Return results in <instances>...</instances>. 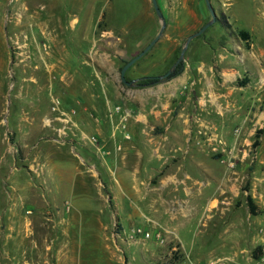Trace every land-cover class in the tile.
I'll return each instance as SVG.
<instances>
[{
  "label": "rangeland",
  "instance_id": "rangeland-1",
  "mask_svg": "<svg viewBox=\"0 0 264 264\" xmlns=\"http://www.w3.org/2000/svg\"><path fill=\"white\" fill-rule=\"evenodd\" d=\"M56 1L57 5L52 7V0H0V203L6 205L8 198L10 204L17 203V182L39 186L38 173L44 166L47 150H51L48 141L68 137L74 116L84 112L79 103L83 99L85 106L96 104L86 113L92 123L91 131L87 130L93 134L92 150L97 153V146L101 145L97 134L102 140L110 137L115 144L113 151L102 153L118 174L112 182L119 216L113 213L107 181L91 176L96 170L95 155L83 154L78 149L85 159L79 158V167L86 175L82 179L86 180L78 179L77 185L86 181L91 191L90 196L81 197L82 202L90 199L110 205L103 218L107 224L106 239H148L147 246L161 257L158 264H219L220 259L227 264H264V132L260 144L253 145L257 129L264 127V0H210L216 21L190 41L182 72L160 79L180 56L189 35L212 19L206 1L198 0L197 28L183 37L172 60L166 61L160 52L170 48L165 43L166 34L179 38L180 31L185 29L173 28V20L163 12L167 22L163 35L126 72L128 79L136 80L131 86L122 82L121 69L151 42L137 45L145 26L133 28V37L109 35L105 30L108 15L121 23L139 15L143 1ZM148 7L155 17L154 39L161 20L152 0H148ZM101 10L103 17L97 22ZM85 27L86 32H91L86 40L81 37ZM242 30L248 33V39L241 34ZM91 47V52L98 49L112 65L103 67L96 62L98 74L103 79L108 76L110 82L87 83V77L91 81L96 72L84 63V55L89 57L82 52L89 53ZM180 76L185 80L175 95L174 89H167V95H163L162 87H168ZM152 77L159 81L139 84ZM153 89H161L165 106L159 101L157 105L155 100L147 102L148 96L160 95L157 90L152 93ZM117 93L121 94L120 99ZM55 99L60 100L61 110L68 112L69 118L53 110ZM152 106H160L165 118L162 122L149 112ZM140 113L153 126L152 135L162 136L176 119H191L190 140L184 135L182 142L173 144L180 146L156 153L141 134L131 132L127 126L131 115ZM106 122L112 123L114 132ZM184 129L179 125L171 131L183 135ZM133 145L136 147L132 152L141 155L139 160L125 156ZM54 149L63 169L71 167L73 161L67 153ZM164 161L162 172L152 179L153 186H158L161 175L166 176L164 190H159L158 195L141 198L126 191H134L133 184ZM187 171L190 177L180 179ZM170 175L179 179L174 181ZM55 182L53 191H57ZM59 183L64 186L61 193L56 192L58 206L65 209L67 199L75 200L66 193V188L74 187V181L66 178ZM98 188L102 195L94 194ZM248 194L258 207L255 215L250 211ZM153 200L157 209L147 205ZM87 215L71 224V239H98V235L105 239L103 231L99 233L98 228L91 226L92 213ZM137 227L150 232V237L134 235Z\"/></svg>",
  "mask_w": 264,
  "mask_h": 264
},
{
  "label": "crops",
  "instance_id": "crops-1",
  "mask_svg": "<svg viewBox=\"0 0 264 264\" xmlns=\"http://www.w3.org/2000/svg\"><path fill=\"white\" fill-rule=\"evenodd\" d=\"M142 1L143 8L140 14L124 20L121 23H116L114 18H112L111 15H108L109 24L105 33H108L109 35L116 34L121 37H133L136 33L133 28L138 27L141 24L145 26V31L142 33L143 38L138 41L137 45L140 46V44L151 41L152 37H154L153 35H155L153 32L155 17L148 7V0ZM158 2L162 11L166 15V18H169L171 21L173 20L171 26L173 28L185 29L180 31V34L178 35L179 38L173 37L172 34L167 33V37H165L166 40H160H165V43H169L170 48H164V51L160 52L165 55L164 58L166 61L168 59L171 61L175 55L177 47L182 42L183 37L198 26L197 5L199 4V1L158 0ZM51 3L53 5L52 7L57 5V1L55 2V0H52ZM102 17L103 10H101L99 16H97L96 21L99 22ZM86 31L87 29L85 27L81 33V37L84 40L91 35V32ZM171 45H173V47H171ZM91 50L92 47L89 49V53L87 51L82 52L83 54L86 53V56L89 57L86 58L84 55V63L88 66H92L96 72V76L91 77V81H89L87 77V83L96 82V80H99L102 83L110 82L108 76L104 78L105 81L102 76L98 74L99 72L97 70L96 62L98 61V64L103 67H111L112 65L108 64V59L104 56L102 57V53H99L98 49L97 51L93 50L92 52ZM173 80L174 81L170 83L168 87H162L164 90L163 95H167V89L168 91L174 89L175 95V92L180 88V85L185 79L183 76H180ZM156 90L157 94L160 95L157 97L148 96L147 102L150 104L149 101L155 100L157 103L159 101V103L165 106L162 101L163 95L161 96L160 93L161 89H153L152 93L155 94ZM92 95L95 97L94 94ZM171 95L169 94V96ZM119 97L121 98V94L117 93V98L120 99ZM106 102L107 104L110 103L109 97H107ZM79 103L83 105L82 111L84 110V112L80 115L77 112L74 116L73 125H71L67 134L68 137L62 140L52 138L48 141L51 150H47L44 158L45 161L43 163L44 166H41L42 171L38 173V177L40 178L39 186L34 185L33 183L28 185V183L24 184L17 182V190L19 191L17 192V203L10 204V198H8L9 201L6 205L0 203V264H158V260L161 259L156 251H152L147 246L148 239H138V241H134L133 239H106L104 229L107 227V224L103 218L104 214L108 213V206L110 207V205L90 202V199L82 202L83 198L81 197L90 196L91 191L85 185L86 181H83L81 186L77 185L78 179H82V177L86 178L84 171L79 167V158H84L81 156L78 149H80L83 154L84 152H87V154L92 152L95 155L96 160L93 162L96 164L98 163L99 165L96 166L95 164L96 170L91 176H99L101 180L104 179L107 181L109 186L108 196L112 197L114 203L113 213L117 216L120 214L119 202L112 182L116 176V178H118V174H115L114 167L108 164L109 158L105 157L102 153L104 150H106L107 153L109 150L113 151L115 144L110 137L107 136L102 140V136L97 134V136L100 137L101 145L97 146V153L95 150H92L93 148L91 145L93 144V141L91 137L93 134H89L88 132L92 129V123L86 113L91 109L96 108V104L93 102L91 106H85L83 99H81ZM159 103L157 105H159ZM149 109V112L154 113L155 116H157L158 121L162 122V120L165 119L164 116H162L160 106H152ZM187 118L189 117L187 116ZM183 119L184 120L178 121L176 119L174 124L167 127L165 134L162 136L150 134V130L153 126L148 123V119L144 113L135 116L131 115L127 126H129L131 132H134L137 135L141 134L142 138L146 139L157 153V151L159 152L166 147L172 148L180 146L179 144H173L176 143V141L182 142L186 135L187 140H190L191 119ZM106 123L108 126L107 128L113 130L112 123ZM179 125L185 127L183 135L171 131L174 126L176 127ZM114 131L115 129L113 132ZM70 132H72L73 136ZM86 137L89 139H86ZM58 143L61 145H57ZM169 143H171V146H168ZM135 147L136 146L134 145L130 147L129 150H131V152L128 150L129 153H125V156L132 159H138L141 155L132 152V149ZM54 148H61V151L64 150L69 158H71V161H73V164H71V167L67 170L63 169L60 164L58 151ZM98 148L101 151H99ZM100 152L103 155H101ZM111 153L110 155H113V153ZM157 155L162 157V154L160 153ZM87 159H90V157L88 156ZM87 162H89V160ZM115 162L119 164V158H116ZM164 167L165 161L162 166L153 168L152 173L148 174L145 178L141 177L140 180L133 184L134 191H126L140 196L141 198L147 197L150 194L158 195L157 193H159V190H164L166 176L161 175L158 186H153L152 179L155 175L161 173V170ZM185 176L186 178L190 177V172H184L183 177H180V179L184 180ZM169 177L174 181L179 179V177L174 175H170ZM66 178L69 181H74V183H71L72 187L73 185L74 187H70L71 189L69 187V189L66 188V193L70 198L73 196L75 200L67 199L66 208L63 209L58 206L59 196L56 192H62L61 189L64 185H60L59 181L63 182ZM54 181H56L55 188H57V191H53L52 182ZM97 190L98 192L94 194L102 195L101 188H98ZM122 190V192L126 193L125 189ZM154 200L153 202H148L147 205H150L151 208L157 209L155 205L152 204L155 203ZM87 213H89V215L92 213V216H89L91 219L90 224L92 227L98 228L99 233H102L103 231L105 239H101L102 235H98V239H71V224L79 222L80 219L84 220L88 217ZM136 216L137 213L132 215V218H135ZM129 221L131 222V225L135 224L134 220L130 219ZM120 222H122L121 218ZM179 241L182 246L181 239H179ZM140 243H142L143 246L138 247L137 245ZM134 245L137 247H134Z\"/></svg>",
  "mask_w": 264,
  "mask_h": 264
},
{
  "label": "water",
  "instance_id": "water-1",
  "mask_svg": "<svg viewBox=\"0 0 264 264\" xmlns=\"http://www.w3.org/2000/svg\"><path fill=\"white\" fill-rule=\"evenodd\" d=\"M208 6V9L210 10V13L212 15V19L210 21H208L207 23H205L199 30H197L196 32L192 33L191 35H189L180 56L178 57V59L176 60V62L174 63V65L169 69V71L167 73H165L164 75L159 76L160 79H164L166 77H168L173 71L174 69L184 60V56L185 53L189 47V43L190 41L199 36L200 34H202L213 22L216 21L217 19V14L215 12V9L212 6V3L210 0H205ZM152 4L154 6V9L158 15V17L161 20V27L160 30L157 34V36L151 40V42L142 50L140 51L136 56H134L133 58H131L121 69V80L125 85L131 86L134 85L136 80H128L126 77V72L127 70L137 61L139 60L142 56H144L157 42L158 40L161 38V36L163 35L166 26H167V22H166V18L163 14V11L159 5L158 0H152Z\"/></svg>",
  "mask_w": 264,
  "mask_h": 264
},
{
  "label": "trees",
  "instance_id": "trees-1",
  "mask_svg": "<svg viewBox=\"0 0 264 264\" xmlns=\"http://www.w3.org/2000/svg\"><path fill=\"white\" fill-rule=\"evenodd\" d=\"M241 34L245 37V39H248V33L246 31H241ZM128 62V61H127ZM126 62V63H127ZM125 63V64H126ZM182 68H183V63L181 62L175 69L174 71L168 76V78H172V77H175L177 76L178 74H180L182 72ZM128 79V78H127ZM130 80V79H128ZM158 77H152L150 79H146L145 81H141L139 82V84H151V83H156L158 82ZM264 132V127H261V128H258L257 131H256V134H255V140H254V143L253 145L254 146H258L260 144V136L261 134ZM247 201H248V205H249V208H250V211L252 214H257V210H258V207L256 206L254 200H253V197L248 194L247 195Z\"/></svg>",
  "mask_w": 264,
  "mask_h": 264
},
{
  "label": "built area",
  "instance_id": "built-area-1",
  "mask_svg": "<svg viewBox=\"0 0 264 264\" xmlns=\"http://www.w3.org/2000/svg\"><path fill=\"white\" fill-rule=\"evenodd\" d=\"M53 110L55 111H59L63 116L65 117H68L69 114L68 112L64 111V110H61V107H60V100L59 99H55L54 100V104H53ZM72 113H75V110H72ZM69 118V117H68ZM70 120V119H69ZM68 120V121H69ZM134 235H138V234H143L145 237H150V232L148 231H144V229H142L141 227H137L134 229ZM160 233L158 232L157 233V236L160 237ZM160 241H163V239H160ZM208 264H214V262H210ZM219 264H227V261L226 260H222L220 259L219 260Z\"/></svg>",
  "mask_w": 264,
  "mask_h": 264
}]
</instances>
